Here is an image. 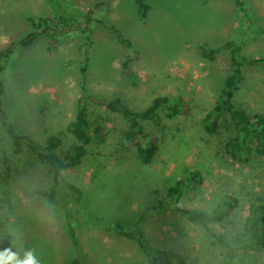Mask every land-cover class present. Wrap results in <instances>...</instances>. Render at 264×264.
<instances>
[{
  "label": "rangeland",
  "instance_id": "rangeland-1",
  "mask_svg": "<svg viewBox=\"0 0 264 264\" xmlns=\"http://www.w3.org/2000/svg\"><path fill=\"white\" fill-rule=\"evenodd\" d=\"M145 2L150 11L141 21L132 0H58L59 12L74 18L96 4L106 5L95 7L91 32L60 38L53 50L42 35L29 47H17L7 62L1 73L0 251L8 249L23 259L31 250L39 264H67L72 259L83 264H149L135 241L90 218L131 226L144 205H155L169 186L194 172L201 184L179 204L210 212L225 196L236 198L233 213L211 229L242 251L236 244L250 208L257 203L264 208V158L232 160L225 154L223 145L233 135L226 115L216 134L202 130V118L215 103L230 66L225 51L209 61L199 47L215 48L236 38L248 57H264V0H241V7L235 0ZM48 8L47 0H0V49L25 37L30 31L27 18L43 16ZM112 28L139 53L132 67L135 83L122 74L124 56ZM82 67L88 93L121 98L134 110L146 108L160 95L180 96L188 112L172 119L160 113L158 123L142 122L159 146L152 162L142 165L121 137L126 124L120 115L90 104V123L103 129L105 140L93 142L81 165L63 173V179L81 191V201L75 203L60 184L56 201L49 203L44 194L52 187L50 171L27 150L15 154L7 130L39 143L53 133L62 136L64 145L72 142L65 125L81 95ZM235 99L240 108L264 115V67L244 69ZM142 231L152 247L176 251L186 264L224 260L212 238L177 213L148 215ZM240 252L234 262L264 264V246ZM247 254L251 259L244 258Z\"/></svg>",
  "mask_w": 264,
  "mask_h": 264
},
{
  "label": "trees",
  "instance_id": "trees-1",
  "mask_svg": "<svg viewBox=\"0 0 264 264\" xmlns=\"http://www.w3.org/2000/svg\"><path fill=\"white\" fill-rule=\"evenodd\" d=\"M132 1L137 7L139 19L145 21L150 6L145 0ZM47 4L49 8L43 16L27 18L30 31L25 37L16 39L0 49V108L5 93L1 73L5 70L7 62L17 47H29L43 35L47 37V48L53 50L58 45L60 38L70 36L75 31L91 32V24L97 21L92 18L95 7L106 5V3L96 4L94 9L91 8L85 13H81L78 18H74L59 12L58 0H47ZM235 4L238 7L242 6L241 0H235ZM243 17L249 18L246 13ZM79 19H83L82 22L78 21ZM112 29L124 56L121 63L122 74L131 83H135L136 75L132 67L137 61L139 53L134 49V44L130 39L124 37L118 29ZM199 50L201 57L209 61H212L217 53L225 51L230 66V73L223 79L215 103L202 118V130L208 135L216 134L221 119L226 115L231 121L233 135L223 145L225 154L232 160H239L244 156H254L256 159L264 158V115L240 108L235 99L236 92L244 81V69L252 66L264 67V57H248L242 49L240 40L236 38L229 39L215 48L201 45ZM85 71L86 67L80 68L78 83L81 95L75 101L73 118L65 125V132L72 142L64 145L62 136L59 133H53L43 143H39L29 136L16 134L12 129L7 130L15 154H21L27 150L50 171L52 187L48 193L44 194L49 203L56 201V188L60 184L69 191L75 203L81 201V191L73 183L65 181L63 173L81 165L93 142L99 144L105 140L103 129L90 123V104L102 106L108 111L120 115L126 124L125 129L121 132V137L127 145L134 149L135 158L142 165L150 164L159 148L156 135L146 131L142 122L158 123L160 113H163L166 118L172 119L188 112L186 102L180 96L160 95L153 98L146 108L134 110L128 107L121 98L106 99L93 95L86 90ZM201 180L200 174L194 172L188 177L176 181L167 188L164 194L157 197L155 205H144L136 222L131 226H124L115 221H103L95 215L90 219L97 224L105 223L116 235L135 241L149 264H186L184 257L176 251L152 247L142 231V223L148 215L165 212L177 213L187 222L204 230L212 238L211 244L223 250L222 264H246L245 262H234L235 259H238L237 255L240 251L236 250L235 244L228 241L224 234L211 229V225L220 224L233 213L238 205L236 198L225 196L210 212L179 204V200L201 184ZM239 235L236 246L242 249L241 252L264 246V208L261 204H254L250 208L245 228ZM250 256L247 254L244 258L251 259ZM67 264L83 263L78 259H72Z\"/></svg>",
  "mask_w": 264,
  "mask_h": 264
},
{
  "label": "clouds",
  "instance_id": "clouds-1",
  "mask_svg": "<svg viewBox=\"0 0 264 264\" xmlns=\"http://www.w3.org/2000/svg\"><path fill=\"white\" fill-rule=\"evenodd\" d=\"M39 264V260L33 255L31 250L26 251L23 259H16L15 254L10 253L8 249L0 251V264Z\"/></svg>",
  "mask_w": 264,
  "mask_h": 264
}]
</instances>
